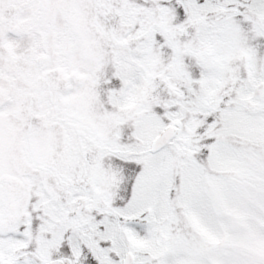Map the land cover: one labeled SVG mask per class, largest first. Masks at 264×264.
<instances>
[{"label":"snow or ice","instance_id":"6c2138e0","mask_svg":"<svg viewBox=\"0 0 264 264\" xmlns=\"http://www.w3.org/2000/svg\"><path fill=\"white\" fill-rule=\"evenodd\" d=\"M0 264H264V0H0Z\"/></svg>","mask_w":264,"mask_h":264}]
</instances>
